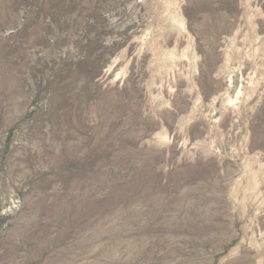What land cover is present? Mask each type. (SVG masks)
Wrapping results in <instances>:
<instances>
[{
  "label": "rangeland",
  "instance_id": "1",
  "mask_svg": "<svg viewBox=\"0 0 264 264\" xmlns=\"http://www.w3.org/2000/svg\"><path fill=\"white\" fill-rule=\"evenodd\" d=\"M0 264H264V0H0Z\"/></svg>",
  "mask_w": 264,
  "mask_h": 264
}]
</instances>
